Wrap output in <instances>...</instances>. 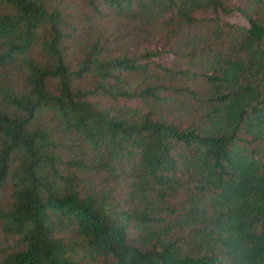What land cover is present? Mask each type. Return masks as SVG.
I'll list each match as a JSON object with an SVG mask.
<instances>
[{
	"label": "trees",
	"instance_id": "obj_1",
	"mask_svg": "<svg viewBox=\"0 0 264 264\" xmlns=\"http://www.w3.org/2000/svg\"><path fill=\"white\" fill-rule=\"evenodd\" d=\"M0 264H264V0H0Z\"/></svg>",
	"mask_w": 264,
	"mask_h": 264
}]
</instances>
